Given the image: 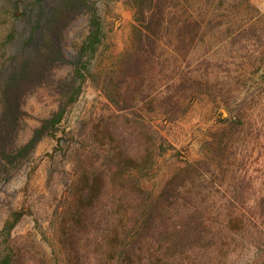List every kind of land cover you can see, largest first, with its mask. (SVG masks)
Returning <instances> with one entry per match:
<instances>
[{
    "label": "trees",
    "instance_id": "16d2710c",
    "mask_svg": "<svg viewBox=\"0 0 264 264\" xmlns=\"http://www.w3.org/2000/svg\"><path fill=\"white\" fill-rule=\"evenodd\" d=\"M126 3L134 10L130 43L99 72L106 32L96 0H57L41 38L12 54L0 72V182L32 167L37 145L65 120L88 80L101 82L117 107L91 128L88 120L79 126L74 172L51 220L57 260L50 262L36 239L15 235L33 212L24 204L10 207L0 227V264H264V162L255 173L238 151L250 130L245 110L231 109L204 141L206 156L184 159L160 191L145 185L157 156L169 150L155 117L172 120L205 93L232 100L215 81L217 51L212 41L204 45L206 25L226 22L216 19L221 10L242 6L241 17L260 10L251 0ZM13 14L19 20L22 13ZM79 26L81 39L73 42ZM244 27L230 23L226 31ZM46 84L59 94L56 106L35 116L25 107L29 92Z\"/></svg>",
    "mask_w": 264,
    "mask_h": 264
},
{
    "label": "rangeland",
    "instance_id": "374dc122",
    "mask_svg": "<svg viewBox=\"0 0 264 264\" xmlns=\"http://www.w3.org/2000/svg\"><path fill=\"white\" fill-rule=\"evenodd\" d=\"M14 1L13 5H9V1L0 0V72L5 71V65L9 64L12 54L19 53L27 46L31 48L41 38L49 8L57 2ZM96 1L106 32L94 67L99 72L111 62L113 56L129 45L134 10L126 0ZM251 1L260 10L254 17L251 14L241 17L245 13L242 6L233 10H221L219 12L223 14L216 19L226 22L216 28L209 25L205 28L207 34L204 45L212 41V49L217 51L215 62L218 61V65L213 68L217 69L215 81L220 82V87L230 89L232 100L222 101L226 96L219 92L205 93L201 99L193 100L174 119L167 116L153 119V124L160 129L169 144V150L157 156L153 175L145 181V185L154 191H160L175 168L184 163V159L196 160L206 156L204 141L222 125L224 119L232 116L231 109L234 112L245 110L246 127L250 128L239 139L238 151L246 153L249 164L253 161L251 171H263L260 163L264 162V0ZM18 11L22 14L19 20H15L13 12ZM208 16H212V13L209 12ZM230 23L235 26L245 23V27L233 29L229 34L226 29ZM79 29L83 32L80 26L72 31L73 42L81 39V35L76 34ZM57 96L58 92L49 84L42 85L29 92L25 107L31 109L35 116L46 114L56 106ZM115 109L117 107L106 97L102 83L88 80L65 120L37 145L30 159L32 167L8 181L0 182V227L8 216L10 207L30 205L33 212L18 225L15 235L19 241L36 239L50 262L57 260L60 251L51 220L67 188L68 178L74 172L73 150L79 144L78 139L84 137L79 134V126L88 120L91 128L100 118L108 116ZM31 122L35 123L36 118ZM61 138H67L63 146L59 144ZM32 169L34 171L30 175Z\"/></svg>",
    "mask_w": 264,
    "mask_h": 264
}]
</instances>
